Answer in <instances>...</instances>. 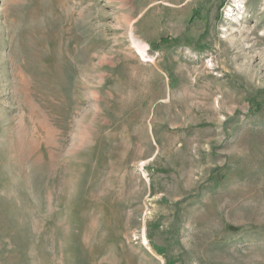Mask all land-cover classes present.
<instances>
[{"label":"rangeland","instance_id":"obj_1","mask_svg":"<svg viewBox=\"0 0 264 264\" xmlns=\"http://www.w3.org/2000/svg\"><path fill=\"white\" fill-rule=\"evenodd\" d=\"M0 264H264V0H0Z\"/></svg>","mask_w":264,"mask_h":264},{"label":"bare ground","instance_id":"obj_2","mask_svg":"<svg viewBox=\"0 0 264 264\" xmlns=\"http://www.w3.org/2000/svg\"><path fill=\"white\" fill-rule=\"evenodd\" d=\"M239 23V20L237 21ZM132 47L141 55H144L145 50L148 49V45L139 40L133 33L129 34Z\"/></svg>","mask_w":264,"mask_h":264}]
</instances>
